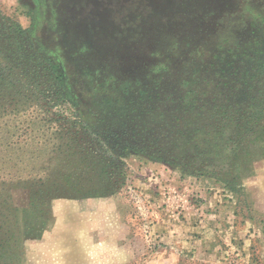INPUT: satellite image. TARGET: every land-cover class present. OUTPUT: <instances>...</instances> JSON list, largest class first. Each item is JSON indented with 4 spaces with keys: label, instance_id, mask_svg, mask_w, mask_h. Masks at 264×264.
I'll list each match as a JSON object with an SVG mask.
<instances>
[{
    "label": "rangeland",
    "instance_id": "obj_1",
    "mask_svg": "<svg viewBox=\"0 0 264 264\" xmlns=\"http://www.w3.org/2000/svg\"><path fill=\"white\" fill-rule=\"evenodd\" d=\"M0 3L3 12L29 29L34 42L42 43L54 58L88 124L108 127L120 106L124 110L129 105L128 111L135 105L157 109L159 87L171 86L167 83L172 71H148L156 62L165 64L167 56L142 54L130 41L142 44L141 28L164 30L171 26L168 21L189 22L196 32L189 29L181 38L194 43L208 34L209 26L216 27L207 42L205 76L218 72L225 97L240 87L251 104L264 109V0ZM205 11L207 17L201 15ZM168 40L159 45L163 51L169 48ZM220 42L224 48L217 50ZM219 51L227 56L218 63L214 55ZM126 77L139 82L115 81ZM144 122L146 118L145 132L137 138H145L146 148L124 156L131 171L114 194L55 198L47 217L36 211L18 213L20 264H264V157L242 165L232 191L208 176L186 175L183 165L176 168L152 155L160 152L162 141L153 132L160 125ZM3 132L2 137L7 135ZM130 132L124 138L132 141ZM1 151L6 154L5 147ZM7 184L13 201L26 206L28 189Z\"/></svg>",
    "mask_w": 264,
    "mask_h": 264
},
{
    "label": "trees",
    "instance_id": "obj_2",
    "mask_svg": "<svg viewBox=\"0 0 264 264\" xmlns=\"http://www.w3.org/2000/svg\"><path fill=\"white\" fill-rule=\"evenodd\" d=\"M166 24L171 26L159 31L141 28L142 44L130 42L142 54L167 56L165 64L156 62L148 73L172 71L171 86L159 87L157 109L135 105L128 111L129 105L124 110L120 106L113 111L118 118L104 128L85 122L81 102L63 84L54 58L34 42L29 29L0 8V130L7 133L0 136V150L6 148L5 155L0 152V264L22 262L18 213L36 211L47 217L55 198L112 195L126 184L131 169L124 156L146 148L145 138H137L145 132V118L146 125H160V131L153 127L162 141L160 152L152 155L176 168L183 165L186 175L208 176L232 191L242 165L264 157V109L251 104L240 87L225 97L218 72L204 74L207 42L217 28L209 26L208 34L194 43L181 38L189 29L196 32L189 22ZM166 39L169 48L163 51L159 45ZM223 48L222 42L216 47ZM215 54L218 63L227 56ZM115 81L135 84L139 78ZM129 132L132 141L124 138ZM7 180L28 189L26 206L13 201Z\"/></svg>",
    "mask_w": 264,
    "mask_h": 264
}]
</instances>
